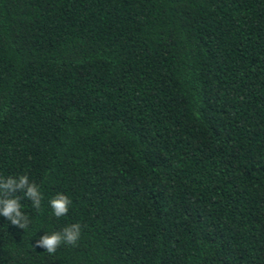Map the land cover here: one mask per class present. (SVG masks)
I'll return each mask as SVG.
<instances>
[{"label": "trees", "instance_id": "1", "mask_svg": "<svg viewBox=\"0 0 264 264\" xmlns=\"http://www.w3.org/2000/svg\"><path fill=\"white\" fill-rule=\"evenodd\" d=\"M25 173L41 210L0 216V264H264V0H0V176Z\"/></svg>", "mask_w": 264, "mask_h": 264}, {"label": "clouds", "instance_id": "2", "mask_svg": "<svg viewBox=\"0 0 264 264\" xmlns=\"http://www.w3.org/2000/svg\"><path fill=\"white\" fill-rule=\"evenodd\" d=\"M17 192L23 196L17 195ZM22 198L32 202V207L37 211L41 210L43 194L41 187L30 179L25 173L18 177L0 176V216H3L13 226L27 230L31 224L30 217L22 211ZM49 206L56 218L68 215L72 200L69 196L60 192L54 195L49 201ZM82 235V225L73 223L63 227L62 230L45 233L33 246L44 249L49 254H54L62 245L78 246Z\"/></svg>", "mask_w": 264, "mask_h": 264}]
</instances>
